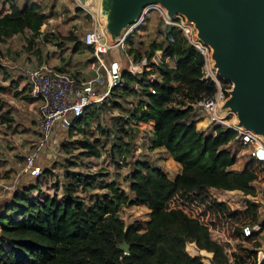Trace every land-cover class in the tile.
I'll return each instance as SVG.
<instances>
[{
  "label": "trees",
  "instance_id": "obj_1",
  "mask_svg": "<svg viewBox=\"0 0 264 264\" xmlns=\"http://www.w3.org/2000/svg\"><path fill=\"white\" fill-rule=\"evenodd\" d=\"M78 10L84 13L83 9ZM48 21L49 16L36 3H25L22 7L13 3L11 12L0 15V58H3L1 45L25 32L30 33L33 41L42 36L46 42L57 40L46 34ZM159 32L161 41L143 50L127 39L128 53L136 62L158 54L164 60L169 59L170 64L141 75L125 71L124 87L113 89L109 99L74 119L68 136L81 133L93 122L99 123L103 109L117 110L119 113L111 116L118 141L110 150L113 163L118 165L121 159L127 160L141 146L166 151L180 164L181 171L170 178L148 162H137L126 192L117 182L106 181L105 174L91 178L69 170L81 169L87 158L101 157L98 143L78 142L82 151L76 162L67 157L72 154L71 139L68 143L63 141L64 182L58 180L63 187L61 198L56 194L42 197L32 193L42 190V177L47 179L54 174L44 168L39 177H31L28 185L19 187L0 204V264H264L261 243L255 240L257 237L242 240L241 228L236 233L242 243L249 245L238 246L239 252L229 254L228 245L212 236L209 216L233 225L236 223L233 219L240 214L231 213L210 191H239L255 197L253 184L259 175L248 167L241 171L233 169L237 157L228 147L237 140L236 132L215 122L207 132L197 128L203 112L189 104L214 97L218 91L214 82L205 79V55L181 29L164 20ZM84 37L73 33L66 37L73 44L72 54L94 53L93 47L85 45ZM94 60L91 58L89 63ZM151 72L156 80L145 84ZM70 76L78 78L77 73ZM220 80L224 90L232 89L230 82ZM0 120L13 121L7 114ZM140 123L154 126L149 139L137 144L133 143V134ZM97 189L105 193L101 195ZM91 192H95V201L90 198ZM127 205L147 207L148 220L127 224L120 215ZM258 208L249 205L246 214L252 220L242 226L258 222ZM124 242L130 246L127 254L119 249Z\"/></svg>",
  "mask_w": 264,
  "mask_h": 264
},
{
  "label": "rangeland",
  "instance_id": "obj_2",
  "mask_svg": "<svg viewBox=\"0 0 264 264\" xmlns=\"http://www.w3.org/2000/svg\"><path fill=\"white\" fill-rule=\"evenodd\" d=\"M103 1L102 3L100 0L97 4V12L94 11L92 6L82 3L80 0L13 1L14 4L20 7L25 3L32 2L40 6L42 11L49 16L46 34L51 35L53 38L56 37L57 40L46 42L44 36H42L33 41L30 33L25 32L16 35L1 45L3 58H0V118L2 115L7 114L13 121L1 123L0 120V204L4 200L11 198L19 187L30 183L31 176L23 173L26 165V156L33 151L35 143L40 141L38 135L40 123L39 108H35L36 100L32 99L29 90L26 88V71L44 65L56 72L60 71L59 73L69 76L77 73L80 80L88 79L93 74V70L89 66V61L93 57L92 54H72L73 44L66 41V37H69L71 33L84 37L89 31L97 28L101 29L106 36H111L112 40L110 39V41L115 43L114 40L116 38H120L129 29H132L127 39H130L136 47L143 50L153 42L161 41L159 32L161 21L165 20V18H170L172 21L178 19L179 22L176 23L185 28L190 41L195 42L205 52L206 63L208 62L207 60L211 59L213 50L198 39L195 24L189 22L185 16L180 14L169 16L168 12L160 4H154L149 6L148 10L150 11L142 22L140 21L144 12L133 24L129 20L124 19L118 25L114 23L108 25V19L110 18L108 13L111 10L110 5L113 0ZM13 3L9 0H0V15L11 12ZM78 9H83L84 13ZM86 14L90 15L91 18L89 19ZM123 25L129 27L121 30L120 28ZM125 46L126 52L129 51L130 47L127 41ZM105 57L108 62L117 60L124 70L128 68V59L120 48L111 50ZM231 90H228L229 93ZM230 96V94L225 96L223 105L229 100ZM111 106L113 104L109 107ZM222 106L219 107L218 112L223 118L228 116L226 123L228 125L237 123L236 115L230 109ZM118 113L119 111L117 110L109 112L103 109L99 123L93 122L91 127L82 130V134L77 131L70 137L68 136V129L74 123V119L69 116L60 120L38 161L41 174L44 168H48L54 174L48 176L47 179L42 177L40 184L42 190L32 193L35 196L42 194V197L56 194L61 198L63 187L60 183L64 182L65 173V168L61 164L64 158L61 144L63 141L68 143L69 139L72 142V154L67 155V157L71 161H79L75 158L82 151V148H79L80 146L77 144L80 141L98 143V147L102 150L101 157L87 158L83 160L84 165L81 169L70 168L69 170L85 173L91 178L105 174L106 181L117 182L126 192H129V176L134 172L137 162H148L151 166L162 169L164 174L173 178L180 171V168L173 161L170 154L164 150L152 151L148 147L139 146V149L127 160L121 159L118 165L113 163L110 158V150L112 145L118 143V141L116 139L117 136L114 134L111 116ZM202 116L203 118H209L205 113H202ZM68 122H70V126L64 127V124ZM59 124H62V126ZM152 125V123H140L138 131L133 134V143L141 144L145 139H149L148 135L153 127ZM200 125L198 123L197 128ZM102 129L105 131L104 134ZM124 140L128 141V138L125 137ZM228 149L237 157V164L234 166V170L241 171L248 167L255 170L259 175L258 181L253 184L256 190L255 197L245 195L239 191L226 192L213 189L210 191V195L224 203L231 213L240 214V216L233 219V222H236L233 225L224 219L221 221L215 220L214 215L209 216L208 221L212 236L219 243L228 245L226 246L227 251L237 250L239 252L238 246L241 245L245 248L249 245L240 241L236 229L241 228L245 222L252 220V216L246 214L250 204L259 206L258 222L261 225L264 224V164L252 162L250 148L239 140L234 141ZM58 180L61 182H58ZM55 185H58V187H55ZM96 191L101 195L105 193L101 189ZM95 192H91L92 196L90 198L93 201H95ZM149 213L150 210L147 207L136 205H127L120 211L122 220L127 224L134 223L137 220L147 221ZM229 225L231 228H229ZM255 240L261 243L260 251L262 252V257H264V230ZM240 252H242V249Z\"/></svg>",
  "mask_w": 264,
  "mask_h": 264
},
{
  "label": "water",
  "instance_id": "obj_3",
  "mask_svg": "<svg viewBox=\"0 0 264 264\" xmlns=\"http://www.w3.org/2000/svg\"><path fill=\"white\" fill-rule=\"evenodd\" d=\"M80 1L96 11L100 0ZM154 4L195 24L198 39L213 50L217 74L232 84L224 108L264 137V0H113L108 25L124 19L133 24ZM119 249L127 254L130 246L124 242Z\"/></svg>",
  "mask_w": 264,
  "mask_h": 264
},
{
  "label": "built area",
  "instance_id": "obj_4",
  "mask_svg": "<svg viewBox=\"0 0 264 264\" xmlns=\"http://www.w3.org/2000/svg\"><path fill=\"white\" fill-rule=\"evenodd\" d=\"M148 9L149 6L144 9L140 22L144 21V17L150 11ZM164 21L168 25L184 31V34L190 41L185 28L176 23V19L172 21L170 18H165ZM131 30L132 29H129L118 42L113 43L109 39L111 46H106L100 41L101 32L97 28L89 31L85 35V45L94 48L93 57L95 58L90 65L93 70V75L88 79L79 80L76 77L56 72L44 65L26 71L30 96L41 102L39 108L40 141L35 143L33 151L26 156V165L23 173L29 174L31 177H39L41 175V168L38 165L39 158L59 121L69 116L72 119L81 117L86 109L107 100L112 94L113 89L124 87L125 71L130 72L132 75H141L145 71H153L160 65L166 66L170 64L169 59L164 60L158 54H155L151 59L144 57L140 62H136L128 51L126 52L125 46L127 36L130 34ZM191 43L205 55V52H203L195 42ZM118 48L122 50L129 62L128 68L125 70L117 60L108 62L105 57L111 50ZM204 76L205 79L215 83L218 90L217 94L214 97H205L189 105L201 109L203 113L209 116L212 123H219L236 132L238 134L237 140L250 148L251 159H254L257 163L264 164V137L252 130L240 126L238 122L233 125H228L226 123V118L228 116L225 118L221 117L218 110L219 101L224 100L225 96L229 95V91L223 89L222 82L216 69H210L208 67V62L204 67ZM155 80L156 75L154 72H151L145 84L153 83ZM151 93L156 95L155 90H152ZM59 125L62 126V124ZM64 125V127H68L70 126V122ZM263 230L259 222L253 225H243L241 226L240 238L244 240L258 237ZM230 253L229 251V254ZM262 258L264 259V257Z\"/></svg>",
  "mask_w": 264,
  "mask_h": 264
},
{
  "label": "crops",
  "instance_id": "obj_5",
  "mask_svg": "<svg viewBox=\"0 0 264 264\" xmlns=\"http://www.w3.org/2000/svg\"><path fill=\"white\" fill-rule=\"evenodd\" d=\"M122 37V36H121ZM121 37L119 38V39H121ZM110 39V38H109ZM92 55H93V53H92ZM93 58V57H92ZM91 63L92 62H90V64H89V66L91 65ZM93 75V74H92ZM80 80V79H79ZM26 88L29 90V88H28V80H27V84H26ZM33 99V98H32ZM33 100H36V99H33ZM37 101V102H36ZM35 101V103H36V105H35V108H40V105H41V102L39 101V100H36ZM40 103V105H39V103ZM153 125L152 126H154V123H152ZM199 124H201L200 125V127H198V129H200V130H202V131H205V132H207L210 128H211V126H212V121H211V119H209L208 117H205V118H203V120L201 121V122H199ZM153 128V127H152ZM152 130V129H151ZM174 161V160H173ZM178 164V163H177ZM178 166H179V168H180V171H181V166H180V164H178ZM179 171V172H180ZM178 172V173H179Z\"/></svg>",
  "mask_w": 264,
  "mask_h": 264
},
{
  "label": "bare ground",
  "instance_id": "obj_6",
  "mask_svg": "<svg viewBox=\"0 0 264 264\" xmlns=\"http://www.w3.org/2000/svg\"><path fill=\"white\" fill-rule=\"evenodd\" d=\"M111 7H112V4L110 5V9H111ZM109 15H110V12L108 13ZM99 31L101 32V39H100V41L104 44V45H106V46H111V44H110V41H109V38L103 33V31L101 30V29H99ZM212 55H213V51H212ZM211 59L213 60V62H214V65H215V61H214V59H213V57H211ZM207 60L208 61V67L210 68V69H212L213 68V62H212V60ZM223 103H224V100H220L219 101V107L220 106H222L223 105ZM226 103V102H225ZM225 105V104H224ZM223 105V106H224ZM222 106V107H223ZM236 122V121H235ZM236 124V123H235Z\"/></svg>",
  "mask_w": 264,
  "mask_h": 264
}]
</instances>
